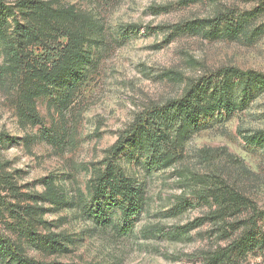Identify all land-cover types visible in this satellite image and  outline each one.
<instances>
[{
  "label": "rangeland",
  "instance_id": "rangeland-1",
  "mask_svg": "<svg viewBox=\"0 0 264 264\" xmlns=\"http://www.w3.org/2000/svg\"><path fill=\"white\" fill-rule=\"evenodd\" d=\"M54 1L101 27L104 37L69 109L57 110L54 90L36 99L38 124L20 115L19 87L3 76L0 53V177H9L0 178V236L22 244L28 222L41 236L65 234L73 242L64 255L22 244L31 257L63 264H264V90L231 114L202 116L181 147L170 148L169 167L147 173L124 148L120 165L145 183L146 197L128 233L97 227L77 203L91 169L105 167L137 115L224 69L264 76V0ZM202 23L203 33L188 29ZM252 136L258 141L248 142ZM49 178L64 202L36 198L45 197ZM220 185L244 200L201 199V189ZM187 223L194 225L176 233Z\"/></svg>",
  "mask_w": 264,
  "mask_h": 264
},
{
  "label": "trees",
  "instance_id": "trees-1",
  "mask_svg": "<svg viewBox=\"0 0 264 264\" xmlns=\"http://www.w3.org/2000/svg\"><path fill=\"white\" fill-rule=\"evenodd\" d=\"M204 28L203 23L188 27L202 33ZM101 37H104L101 27L81 16L71 6L54 0H15L12 3L0 0V53L4 58L1 71L5 77L11 76L19 87V112L25 120L32 124L40 122L36 99L53 90L56 92L53 104L57 110L62 113L70 108L88 78L94 50L102 42ZM260 90H264L262 74L228 68L215 76L190 83L181 97L137 115L109 149L111 157L105 158V167L91 169L86 192L79 195L77 202L81 212L97 227L111 226L117 233H128L132 225L129 218L143 211L146 197L145 183L128 175L120 165L118 158L124 148H129L128 154H136V161L144 165L147 173L169 167L175 155L170 148L173 146L175 151L181 147L196 131L202 116L215 111L231 114L242 108L249 95ZM48 137L49 140L56 138L49 134ZM4 138L0 136V144ZM252 140L258 141L255 136L247 139L248 142ZM3 182L9 184V181ZM44 183L45 197L36 198L49 200L52 204L64 202V195L60 194L50 178L44 179ZM200 193L202 200H207L204 193L215 201L221 198L235 204L244 200L238 192L221 185L206 186ZM102 198L115 199L116 202L110 203ZM109 206L119 212L120 223L112 221ZM38 222L45 224V221ZM193 225L178 226L176 233L187 232ZM20 232L22 244L26 242L46 255H64L69 252L67 244L73 242V238L65 234L38 235L30 222ZM22 244L0 236V264H63L31 257Z\"/></svg>",
  "mask_w": 264,
  "mask_h": 264
}]
</instances>
